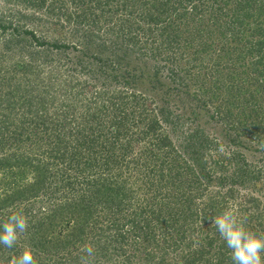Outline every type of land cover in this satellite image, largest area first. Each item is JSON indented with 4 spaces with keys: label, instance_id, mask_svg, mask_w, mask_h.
<instances>
[{
    "label": "trees",
    "instance_id": "trees-1",
    "mask_svg": "<svg viewBox=\"0 0 264 264\" xmlns=\"http://www.w3.org/2000/svg\"><path fill=\"white\" fill-rule=\"evenodd\" d=\"M245 144L264 159V0H0V223L29 222L0 264H232L212 217L264 235Z\"/></svg>",
    "mask_w": 264,
    "mask_h": 264
},
{
    "label": "clouds",
    "instance_id": "clouds-1",
    "mask_svg": "<svg viewBox=\"0 0 264 264\" xmlns=\"http://www.w3.org/2000/svg\"><path fill=\"white\" fill-rule=\"evenodd\" d=\"M264 148V144L261 145ZM222 241L230 250L229 256L232 264H264V235L257 234L246 227V218L240 217L231 208L225 209L221 214L211 218ZM29 228L28 218L20 212H12L0 223V245L13 248L17 245L22 234ZM83 264L94 257V246L86 244L82 248ZM9 264H38L30 247L10 258Z\"/></svg>",
    "mask_w": 264,
    "mask_h": 264
},
{
    "label": "rangeland",
    "instance_id": "rangeland-1",
    "mask_svg": "<svg viewBox=\"0 0 264 264\" xmlns=\"http://www.w3.org/2000/svg\"><path fill=\"white\" fill-rule=\"evenodd\" d=\"M91 52H96V49H92ZM97 52L99 53L100 50L97 51ZM95 54L97 55V53H95ZM101 54H102L101 57H103L104 59L111 58V59L115 60V55H112L110 50H107V51L105 50ZM116 60H118V59H116ZM119 60H121L120 57H119ZM127 60H128L127 66L122 61H120L123 64V66H124L123 68H126V70L131 71L132 73H134V74H136L138 76L139 75L141 76V79H138L139 84H138L137 88L138 89L140 88L142 91L144 90V92L146 91L145 93H147V95H149V96H154L155 95L156 97L160 98L162 96L161 91L160 90L157 91L159 86L157 85V88H156L151 83V82H153L155 80L154 76H153V78L152 77L151 78L148 77L149 74H151V75L153 74V69L152 68H154V64H152V62H150V61L147 62V64L142 62V61H137V60L133 59L131 56ZM162 83L166 84V83H164V81ZM168 87H169V85H168ZM171 95H173V94H170V96ZM174 98L175 99H173V102H174V100L177 101L176 95H174ZM185 104H186V107H187V103H185ZM182 105L183 104L181 103V106ZM207 126L209 128H211V129L207 130L209 132H212V131L217 132L218 131L217 128H216V130H212V127L214 126V125H212V123L208 124ZM215 127H217V126H215ZM218 132L220 133L221 130L218 131ZM213 136H215V135H213ZM241 137L242 138H240L241 139L240 141H243L245 139V137L244 136H241ZM245 145H247L248 147L252 146L251 148L248 149V151H246L247 155L250 157V160L254 161L256 165L263 166V168H264V159H263L262 154L257 152V148L258 147L253 146V144H251V145L245 144ZM245 145H243V146H245ZM221 146H225V144L223 143ZM237 146L238 145H236L235 148ZM241 146H242V142H241ZM243 149H245V148H243ZM261 184H262V188L264 190V176H263V183H261Z\"/></svg>",
    "mask_w": 264,
    "mask_h": 264
}]
</instances>
